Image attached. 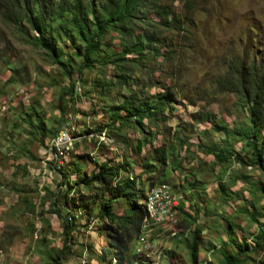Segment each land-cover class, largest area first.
<instances>
[{"label": "rangeland", "instance_id": "374dc122", "mask_svg": "<svg viewBox=\"0 0 264 264\" xmlns=\"http://www.w3.org/2000/svg\"><path fill=\"white\" fill-rule=\"evenodd\" d=\"M14 3L0 0V264H49L48 253H58L62 241V223L49 212L54 200L64 215L87 225L70 232L60 264H116L111 255L101 256L106 232L95 211L64 206V197L72 204L77 192L87 195L74 185L72 164L88 174L105 159L127 161L120 176L136 177L139 189L146 191L154 177L155 186L169 184L171 192L172 185L186 195L182 208L179 194L173 214L158 218L163 224L150 223L129 243L124 264H191L186 241L195 228L202 242L196 264H218L220 247L233 251V242L253 247L247 264H264V237L255 244L264 236V175L247 164L245 141L229 135L246 122L248 108L216 87L230 60L264 61V0H156L165 7L166 27L146 9L130 31L108 30L95 54L101 59L104 51L113 59L123 46L147 37L141 56L133 52L116 64H96L79 81L74 73L72 86L49 55L28 41L29 27L14 21ZM67 87L71 100L61 114L59 96ZM166 93L171 110L146 122L144 134L153 139L141 153L135 150L144 138L138 126L102 128L108 108L123 96L154 101ZM57 130L66 141L65 156L51 149ZM209 148L223 150L228 159L217 161ZM159 151L168 157L166 169L155 160ZM143 156L154 172L140 167ZM61 181L68 184L58 187ZM124 208L125 201L115 204L119 213Z\"/></svg>", "mask_w": 264, "mask_h": 264}, {"label": "trees", "instance_id": "16d2710c", "mask_svg": "<svg viewBox=\"0 0 264 264\" xmlns=\"http://www.w3.org/2000/svg\"><path fill=\"white\" fill-rule=\"evenodd\" d=\"M146 9L159 19L160 25L165 27L168 25L167 17L163 16L165 7L156 4V0H15L11 15L19 27L23 28L25 25L29 27L33 34L25 32L28 41L43 49L51 61L60 67L64 76L72 80L73 74L76 73L79 81L83 78V71L92 69L96 64L104 66L108 63L116 64L120 59L125 60L126 56L133 52L141 56L146 47H149L145 44L148 43L147 37L130 47L123 46L117 57L113 54V59H110L112 54L105 57L104 51H102L104 55L101 59L95 57V54L100 52L108 30L113 29L120 34L130 31L131 22L139 18ZM151 40L156 39L151 38ZM74 81L72 80L71 86L74 85ZM216 87L219 91L235 94L248 108L246 122L232 127L229 135L245 141V146L251 153L247 164L264 175V61L262 59L257 62L247 61L238 57L230 60L226 74L217 79ZM66 89L68 92L59 96L58 110L61 114L66 112V107L71 100V91L68 87ZM67 94L70 97H65ZM170 102L171 99L167 93L154 96V101L123 96L119 104L108 108L109 112L106 113L105 125L102 128L123 129L126 126L136 125L144 134L146 122L152 121L153 118H164L165 112L171 110ZM41 125L42 123L39 122L38 128ZM214 125L222 126L219 129H227L225 125L215 122ZM64 128L66 127H62ZM57 132L58 130L55 131V137ZM150 138L151 133H146L142 140L138 139L136 152L141 153V148L147 142L151 145L153 138ZM51 149L55 151L53 146ZM208 150L221 163L228 159L227 153L221 149L209 148ZM65 152H63L64 156ZM167 158L164 151H159L155 156V160L165 169L168 164ZM139 165L145 171L154 172V166L148 163L145 156L139 161ZM128 166L127 161L112 164L110 159H105L95 162V169L88 174H80V166L74 163L71 169L74 185L81 186L87 195L77 192V196L72 201L74 206L64 197V206L67 209L84 206L91 213L95 211L98 226L106 232V247L101 249V256L111 255L116 260V264L126 262L125 256L129 243L136 237L139 238L141 230L145 228L147 214L145 201L148 192L152 188L164 186H155L154 177H150L151 181L147 190L139 189L136 177L128 175L122 178L120 176L121 172L127 171ZM58 172L61 179L67 178L68 173L65 174L60 169ZM63 184H68V181H61L58 187ZM220 187L223 189L222 185ZM259 190L264 194V187H260ZM174 192L182 194L175 190ZM182 195L184 199L178 209L182 208L186 199V195ZM120 201L126 203L122 213L115 209V204ZM56 206L57 203L54 200L49 212L62 223V241L58 253H48L49 264H60L61 255L71 242L70 232L73 229L87 227L85 224L78 223L74 217L64 215L61 208ZM251 216L253 217L252 214ZM253 219L256 221L257 217L254 216ZM199 233L200 229L195 228L186 241L191 264H196L198 249L202 243ZM263 237L257 236L255 244H259ZM233 246V251L225 246L220 247L218 264H247L252 260L250 254L254 250L253 247L246 242H233Z\"/></svg>", "mask_w": 264, "mask_h": 264}, {"label": "bare ground", "instance_id": "6f19581e", "mask_svg": "<svg viewBox=\"0 0 264 264\" xmlns=\"http://www.w3.org/2000/svg\"><path fill=\"white\" fill-rule=\"evenodd\" d=\"M63 131L66 134H68V136L70 137L69 132H68L67 129H63ZM57 137H58V134L53 140V143H52L53 147H54V143H55V140H56ZM63 146H65V144L60 145L59 147L56 148V150H55L56 155H62ZM58 150H62V151H60L59 154H58L57 153ZM152 195H153V198H156V205L157 206H163V209H166V211H162L161 215H157V216L149 219V216H150V202H151ZM180 197H181V195H179L177 193H174V192H171L166 185L152 188L148 192L147 197H146V201H145V208H146V213H147L146 217H145V228L146 227L148 228V225H150V223L155 222L156 220H158V218L161 219L163 217L172 215L173 214L174 204ZM181 201L182 200H180L179 203ZM36 234H37V231H36Z\"/></svg>", "mask_w": 264, "mask_h": 264}, {"label": "built area", "instance_id": "2783aa9c", "mask_svg": "<svg viewBox=\"0 0 264 264\" xmlns=\"http://www.w3.org/2000/svg\"><path fill=\"white\" fill-rule=\"evenodd\" d=\"M64 142H66V141H62L61 140V136L59 134V137H57L56 140H55L54 149L56 150V148L59 147L60 145H63ZM54 153H55V151H54ZM162 211H166V209H163V206H157L156 205V198H153V195H152L151 202H150V216H149V219L153 218V217H155L157 215H161ZM143 238L144 237H142V239Z\"/></svg>", "mask_w": 264, "mask_h": 264}, {"label": "crops", "instance_id": "0c3cea01", "mask_svg": "<svg viewBox=\"0 0 264 264\" xmlns=\"http://www.w3.org/2000/svg\"><path fill=\"white\" fill-rule=\"evenodd\" d=\"M170 188L173 190L172 186H170ZM173 191H174V190H173ZM160 220H161V219H160ZM160 220H156L155 223H158V225L163 224V223H164L163 220H162V221H160ZM155 225H156V224H155Z\"/></svg>", "mask_w": 264, "mask_h": 264}]
</instances>
